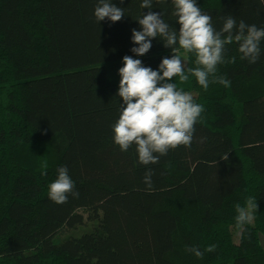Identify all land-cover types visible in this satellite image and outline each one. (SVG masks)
Listing matches in <instances>:
<instances>
[{"label": "trees", "instance_id": "1", "mask_svg": "<svg viewBox=\"0 0 264 264\" xmlns=\"http://www.w3.org/2000/svg\"><path fill=\"white\" fill-rule=\"evenodd\" d=\"M112 3L125 9L115 23L96 21L97 0H0V264H264V41L255 64L226 46L236 62L217 75L230 87L174 78L205 112L190 148L145 166L135 145L124 152L113 140L118 69L124 55L157 69L173 53L159 37L146 55L132 53L131 30L149 9ZM197 3L217 30L228 15L264 27V0ZM151 10L179 29L172 0ZM61 166L80 195L57 204L48 185ZM248 196L258 209L238 227L235 206ZM210 244L202 259L185 250Z\"/></svg>", "mask_w": 264, "mask_h": 264}, {"label": "clouds", "instance_id": "2", "mask_svg": "<svg viewBox=\"0 0 264 264\" xmlns=\"http://www.w3.org/2000/svg\"><path fill=\"white\" fill-rule=\"evenodd\" d=\"M162 2V0H160ZM173 15L179 29L173 28L163 19L161 11H152L153 0H142L141 8L149 9L139 17L140 30L133 28L131 40L135 46L130 51L136 56L146 55L152 47L153 38H161L172 55L161 59L157 69L145 66L141 59L130 55L122 57L123 66L117 95L122 98L119 118L113 124V140L121 151H128L135 145L138 162L147 166L157 164L169 150L180 146L191 147L195 125L205 112L204 105L197 103L191 92L174 82L187 84L194 77L205 91L210 84L219 83L231 86V81L217 75L218 65L235 63L236 57L226 58V46L235 42L241 59L255 64L261 55V42L264 41V27L247 24L231 16L222 17L223 25L217 30L212 17L201 10L197 0H172ZM97 22L106 18L112 23L125 16V9L112 3V0H97L94 8ZM180 50L195 57L194 67H185ZM205 137L200 139L203 143ZM48 162L42 161L41 175L47 174ZM57 177L48 185V197L57 204L68 202L69 195L79 198L75 181L66 166L57 169ZM154 169L147 168L144 183L152 187ZM258 209L253 196L246 198L244 206H235V222L238 227L251 224L254 212ZM217 245L210 244L203 251L197 246H186L185 250L202 259L205 252H214Z\"/></svg>", "mask_w": 264, "mask_h": 264}, {"label": "rangeland", "instance_id": "3", "mask_svg": "<svg viewBox=\"0 0 264 264\" xmlns=\"http://www.w3.org/2000/svg\"><path fill=\"white\" fill-rule=\"evenodd\" d=\"M180 54H181L182 58L184 59V61L186 62V55L184 54V52L183 51L182 52L180 51ZM65 233L66 232H63L62 234L64 235Z\"/></svg>", "mask_w": 264, "mask_h": 264}]
</instances>
